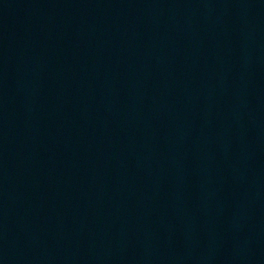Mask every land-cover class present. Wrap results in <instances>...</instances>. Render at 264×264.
Returning a JSON list of instances; mask_svg holds the SVG:
<instances>
[{
    "label": "water",
    "instance_id": "1",
    "mask_svg": "<svg viewBox=\"0 0 264 264\" xmlns=\"http://www.w3.org/2000/svg\"><path fill=\"white\" fill-rule=\"evenodd\" d=\"M0 264H264V0H0Z\"/></svg>",
    "mask_w": 264,
    "mask_h": 264
}]
</instances>
